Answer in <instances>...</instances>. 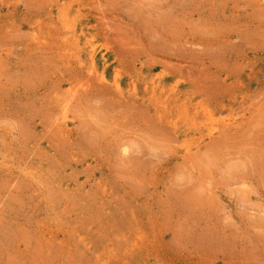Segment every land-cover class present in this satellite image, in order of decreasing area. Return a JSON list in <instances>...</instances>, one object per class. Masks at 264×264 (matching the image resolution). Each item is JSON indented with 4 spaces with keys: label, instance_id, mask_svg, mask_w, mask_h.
<instances>
[{
    "label": "rangeland",
    "instance_id": "374dc122",
    "mask_svg": "<svg viewBox=\"0 0 264 264\" xmlns=\"http://www.w3.org/2000/svg\"><path fill=\"white\" fill-rule=\"evenodd\" d=\"M0 264H264V0H0Z\"/></svg>",
    "mask_w": 264,
    "mask_h": 264
}]
</instances>
